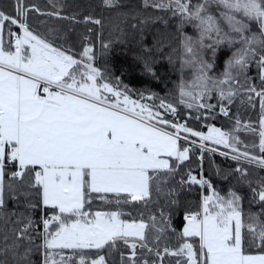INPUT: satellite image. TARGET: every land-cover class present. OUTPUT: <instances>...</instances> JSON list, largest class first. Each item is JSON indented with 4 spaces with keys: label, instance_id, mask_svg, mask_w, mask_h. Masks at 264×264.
Returning a JSON list of instances; mask_svg holds the SVG:
<instances>
[{
    "label": "snow or ice",
    "instance_id": "1",
    "mask_svg": "<svg viewBox=\"0 0 264 264\" xmlns=\"http://www.w3.org/2000/svg\"><path fill=\"white\" fill-rule=\"evenodd\" d=\"M50 4L0 7V264H264V0H142L165 14L139 21L163 25L151 45L140 29L146 75L156 78L155 53L175 51L179 37L177 103L134 98L96 63L88 35L75 49L67 32L42 31L37 16L102 25ZM220 117L227 129L211 123ZM193 146L201 167L205 152L237 162L257 212L235 190L222 195L202 176L179 175ZM193 186L202 198L177 231L178 193ZM9 198L22 210L9 211ZM94 201L107 207L93 210ZM152 203L159 211L145 216Z\"/></svg>",
    "mask_w": 264,
    "mask_h": 264
},
{
    "label": "trees",
    "instance_id": "2",
    "mask_svg": "<svg viewBox=\"0 0 264 264\" xmlns=\"http://www.w3.org/2000/svg\"><path fill=\"white\" fill-rule=\"evenodd\" d=\"M29 4H34L43 11H52L50 0H26ZM56 3L62 7V14L65 16H75L76 20H82L84 17L92 16L101 19L102 25L75 23L69 20H59L55 17L37 16L35 19L47 21L45 24L39 25L43 31L47 28H57L60 31L67 32L69 43L75 49L80 47V38L84 35L90 37V42L94 44L97 60L96 63L106 68L114 78L122 80L123 84L127 85L132 90L133 97H137L139 93H154L157 97L173 103L179 100V85L181 83L180 60L177 57L180 55L179 37H171V47L175 51L165 47L163 52L155 53V63L153 68L156 72V78L146 75L142 70L139 56L143 55L141 50L140 29H144L148 38L143 41L144 44L151 45L152 33L158 30L163 25L157 21L155 23L149 21L148 24H140L139 21L145 17L153 15H165L161 12H154L152 9H145L142 0H117L116 6L112 8L104 7L101 0H56ZM11 0H0V7L10 10L9 5ZM133 24H138V27L133 28ZM88 29H91L89 32ZM191 32V29H188ZM104 44H110L109 49H104ZM172 57V62H169L168 56ZM227 59V55H221L217 61L216 72L223 71V61ZM190 70H185L184 78L190 79ZM249 75L255 77L256 69H249ZM259 82L257 81V84ZM183 111V106H180ZM245 115H251L255 119V113L248 112ZM183 119V117H182ZM188 123L195 129L206 130L199 121L189 120ZM216 126L223 125L228 128L227 119L220 117L217 120L211 121ZM203 172L222 195H226L230 190L237 191L244 198V206L246 210L253 213L257 212L258 206L248 204L251 197V192L246 185L238 183L235 179L237 175L233 169L237 167V162L227 159L219 154L204 153ZM185 166H181V173L184 175L191 171L193 175L200 177L201 161L198 158V149L193 147L190 153V159L185 161ZM264 174V173H262ZM179 175L177 179H179ZM171 183V182H170ZM210 194V193H209ZM178 199L180 205L172 215L173 226L177 231H182L184 226L183 214L185 209L196 208L201 199V190L198 186H193L191 190L184 188L179 191ZM163 202L164 198H160ZM93 210L104 209L107 206L99 201H94ZM7 209L9 211L22 210V206L16 201L9 198L7 200ZM145 216L149 212H158L159 207L156 203L149 204L146 209H143ZM37 218L41 215L39 211L34 214ZM33 259L37 257L34 254Z\"/></svg>",
    "mask_w": 264,
    "mask_h": 264
},
{
    "label": "built area",
    "instance_id": "3",
    "mask_svg": "<svg viewBox=\"0 0 264 264\" xmlns=\"http://www.w3.org/2000/svg\"><path fill=\"white\" fill-rule=\"evenodd\" d=\"M193 147H195V146H193ZM215 154H219V152H217V153H215ZM219 155H220V154H219ZM221 156H223V155H221ZM223 157H225V156H223ZM227 158H229V157H227ZM203 161H204V159H203ZM202 163H203V162H202ZM200 176H202L203 178H205V176H204V172H203V168L201 169Z\"/></svg>",
    "mask_w": 264,
    "mask_h": 264
},
{
    "label": "rangeland",
    "instance_id": "4",
    "mask_svg": "<svg viewBox=\"0 0 264 264\" xmlns=\"http://www.w3.org/2000/svg\"><path fill=\"white\" fill-rule=\"evenodd\" d=\"M225 158H227V157H225ZM227 159H230V160H232L230 157L229 158H227ZM203 168V164H202V167H201V169ZM201 198H202V196H201ZM201 200V199H200Z\"/></svg>",
    "mask_w": 264,
    "mask_h": 264
}]
</instances>
